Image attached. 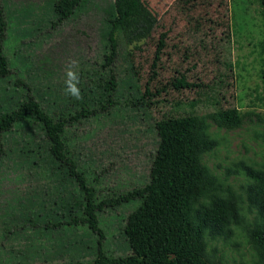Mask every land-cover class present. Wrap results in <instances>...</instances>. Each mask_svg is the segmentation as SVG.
I'll list each match as a JSON object with an SVG mask.
<instances>
[{
	"label": "rangeland",
	"instance_id": "1",
	"mask_svg": "<svg viewBox=\"0 0 264 264\" xmlns=\"http://www.w3.org/2000/svg\"><path fill=\"white\" fill-rule=\"evenodd\" d=\"M55 1L0 0L6 21L2 48L12 70L0 78V115L28 95L50 113L67 108L75 99L65 94L70 60L78 61L73 70L81 90L91 79L108 75L102 68L108 3L84 0L69 20L56 25ZM117 37L121 44L112 70L119 102H139L71 129L94 197L115 203L145 187L158 144L156 122L167 115H191L214 143L200 155L213 179L190 189L178 220L202 225L209 264H264V247L255 241L264 230V213L249 193V171L264 172L259 1L141 0ZM235 111L239 121L230 125L228 116ZM10 139L0 167V264H75L91 262L100 251L132 254L124 227L140 200L104 208L98 217L101 233L94 232L81 220L85 198L48 156L45 141L23 135ZM24 147L35 151L28 156ZM222 202L234 204L233 218L205 216Z\"/></svg>",
	"mask_w": 264,
	"mask_h": 264
},
{
	"label": "trees",
	"instance_id": "2",
	"mask_svg": "<svg viewBox=\"0 0 264 264\" xmlns=\"http://www.w3.org/2000/svg\"><path fill=\"white\" fill-rule=\"evenodd\" d=\"M104 1L108 3L103 11L108 28L107 52L102 68L109 70L107 77L91 79L86 88L81 90L82 98L74 99L60 112H48L40 100L28 95L13 110L1 114L0 167L9 150L12 136H34L43 139L48 156L74 181L85 198L81 220L94 232L101 233L98 217L104 208H116L131 200L141 201L140 206L128 215L124 227L132 250L131 255L114 257L100 251L91 262L75 264H209L204 258L206 246L202 225L193 227L189 222L178 220L190 189L213 179L200 164V155L212 149L214 143L198 119L191 115H167L156 122L158 144L149 171V182L142 189L121 195L115 203L111 200L99 202L94 197L91 180L77 158L76 148L72 143V128L94 117L110 115L119 107L134 109L139 102L128 100L124 106L120 104L118 79L112 66L121 44L117 33H121V24L139 11L141 0ZM258 1L263 17L261 47L264 84V0ZM83 2L84 0L55 1L53 9L56 25L69 20L83 6ZM5 26L3 9L0 7V78L12 74L9 59L2 48V31L6 29ZM154 75L157 76V73L154 72ZM146 95L152 97L148 89ZM228 117L230 125L239 121L237 111ZM32 128H36L34 130L38 135L34 134V130L31 131ZM31 145L32 143H27L26 146ZM34 151V148H26L25 153L30 156ZM249 173L253 180L249 189L251 200L264 213V172L250 170ZM235 215L236 208L231 202H222L217 210L205 213V216L212 220L233 218ZM73 222L78 223L77 220ZM255 236V241L264 247V230H260Z\"/></svg>",
	"mask_w": 264,
	"mask_h": 264
},
{
	"label": "clouds",
	"instance_id": "3",
	"mask_svg": "<svg viewBox=\"0 0 264 264\" xmlns=\"http://www.w3.org/2000/svg\"><path fill=\"white\" fill-rule=\"evenodd\" d=\"M73 67L78 69L79 64L76 60H70L66 70V80H65V94L69 95L77 100L82 98L81 89L78 86L80 83L78 71H74Z\"/></svg>",
	"mask_w": 264,
	"mask_h": 264
}]
</instances>
